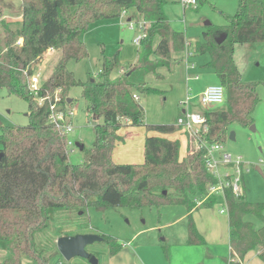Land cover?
Segmentation results:
<instances>
[{
	"label": "trees",
	"instance_id": "trees-1",
	"mask_svg": "<svg viewBox=\"0 0 264 264\" xmlns=\"http://www.w3.org/2000/svg\"><path fill=\"white\" fill-rule=\"evenodd\" d=\"M164 2L21 0L18 29L13 30L3 22L0 90L23 99L28 106L29 118L27 125L7 126L0 134V210L19 213L21 226L13 264H21L22 256L31 258L35 264H47V258L35 249L34 232L46 226L50 210L55 208L83 210L89 206L151 208L164 204L183 205L187 210V241L205 243L192 213L198 207L210 208L223 199L211 195L197 205L207 187L217 182L206 170L204 145L222 142L233 124L245 128L253 123L252 113L260 100L259 83L243 80L233 51L235 44L264 42V0H238L236 12L224 15L226 24L210 26L203 32V43L194 46V54L210 53L207 66L224 87L225 97L221 103L223 108L208 109L206 106L200 109L206 129H201L198 139L187 135L183 157H179L177 139L149 134L144 139L141 163L114 162L112 152L121 140V126L143 124V109L132 95L137 91L160 93V90L134 85L125 77L128 76L126 72L112 78L110 72L118 63L116 57L103 58L97 77L89 76L85 81L76 79L67 70L69 61H79L86 56L82 35L92 23L116 18L121 11L133 8L144 22L149 23L139 42L137 67L144 74L162 78L158 70L169 69L174 64L172 53L185 51V36L170 27L163 13ZM220 35L225 38L218 43L216 40ZM18 37H22V46L15 48L13 44ZM49 48L56 51L58 58L48 76L41 79L38 96H48V99L39 105L29 91L28 76ZM72 86L81 89L88 114L103 121L94 124L95 140L88 150L83 146L84 159L79 164L68 161L66 137L47 122L54 92L58 91L59 103L64 107L68 105L67 93ZM146 127L162 134L175 131L172 124ZM224 199L229 241L233 248L230 253L233 261L229 264H242L252 252H257V259L264 264V204L246 201L243 188L239 195L231 188H225ZM248 214L260 218L261 229H255L244 219ZM1 239L0 236L3 241ZM115 244L110 242V254H115L119 248Z\"/></svg>",
	"mask_w": 264,
	"mask_h": 264
},
{
	"label": "rangeland",
	"instance_id": "rangeland-1",
	"mask_svg": "<svg viewBox=\"0 0 264 264\" xmlns=\"http://www.w3.org/2000/svg\"><path fill=\"white\" fill-rule=\"evenodd\" d=\"M238 0H200L195 6L183 7L181 0H165L163 13L170 27L184 34L191 45L188 52L192 55L182 57V53H172L174 64L161 68L158 72L162 78L153 74H144L137 67L139 44L134 38L141 32V15L133 8L121 11L116 18L96 21L82 35L86 47V56L79 61H69L67 70L78 80L97 77L103 58L116 57L117 62L110 76L117 77L122 66L127 79L134 85L150 86L160 93L137 91L139 105L143 109L142 125H122L119 140L112 152V160L117 163H141L143 161V144L146 135L177 139L179 155L186 154L188 133L184 127H175V131L162 134L150 131L146 125L176 124L182 116L181 102L190 97L189 109L200 111L199 92L203 87L219 83V80L207 63L210 53L205 51L194 54L197 43H203V32L210 26L226 24L225 14L236 12ZM0 19L8 23L13 30L18 29L21 19V0H0ZM130 20V21H129ZM4 25V24H3ZM2 25V27H3ZM0 46L4 39L0 38ZM5 49H2L4 51ZM182 57V59H180ZM56 51L45 54L44 59L35 67L39 69L41 79L47 77L57 61ZM235 64L244 81L258 82L260 98L252 113L254 130L233 124L228 135L222 140L224 150L230 155L241 156L243 161L244 198L251 203L264 204V42L255 44H235L233 51ZM137 59V60H136ZM192 65V67H191ZM198 76L197 79L193 76ZM71 102L66 107L72 108L74 114L70 121L72 131L67 135L71 144L67 147L68 161L79 164L85 152L77 144H83L86 150L95 140V120L87 112V104L78 86H72L67 93ZM208 109L223 108V104H211ZM27 103L0 90V134L7 126H25L29 122ZM125 122V121H123ZM234 132V139L229 133ZM259 168L261 173L256 169ZM223 203L218 200L212 207H199L193 213L196 228L204 233L205 244H191L187 241V218L179 216L186 211L183 205H161L159 207H115L97 208L89 206L83 210L65 207L50 210L45 227L34 232V246L47 258V264H90L79 256L69 260L58 251L56 240L60 236L81 233L104 236L101 241H94L85 246V250L94 255L97 264H228L229 249L227 243H217L221 234L227 233L228 213H220ZM255 229L262 228V221L253 214L244 217ZM7 223L8 225H5ZM10 225V229H8ZM19 213L12 210H0V264L15 262L14 249L19 245ZM114 241L118 249L110 254V242ZM114 244V243H113ZM222 247V249H217ZM207 248L213 255L208 259ZM249 259V260H248ZM244 264H261L255 257H249ZM21 264H35L31 258L22 256Z\"/></svg>",
	"mask_w": 264,
	"mask_h": 264
},
{
	"label": "built area",
	"instance_id": "built-area-1",
	"mask_svg": "<svg viewBox=\"0 0 264 264\" xmlns=\"http://www.w3.org/2000/svg\"><path fill=\"white\" fill-rule=\"evenodd\" d=\"M183 7L195 6L197 0H181ZM124 13V10H123ZM2 21L0 19V38L4 37V27H2ZM149 27L148 22L142 21L140 27L141 32L134 38V43L139 44L140 40L145 36V30ZM22 46V37H18L13 44V47L20 48ZM190 42L185 39V53L186 57L190 54L188 48ZM50 51H53L52 48H49L46 51V55L50 54ZM45 56V55H44ZM192 67V65H191ZM25 72V71H24ZM41 73L38 70L34 71L31 75L28 76V88L29 91L34 95L35 100L39 105H42L44 100L48 99V96H38V90L41 85ZM193 78L197 79L198 76ZM199 102L201 107H206L211 104H221L224 101L225 89L224 87L217 83L213 85H208L200 94ZM135 100H138L137 94L132 95ZM61 101L58 91L54 92V103L49 105V115L47 122L53 126V128L62 136L66 137V147H68L71 142L68 140V134L72 131L71 117L74 114L72 108L61 106L59 103ZM190 97L187 95L186 99L181 102L182 105V116L177 118V125L183 126L185 131L198 139L201 129L205 130V119L202 113L198 110L189 109ZM264 142V140H263ZM200 144V140H199ZM198 146V145H197ZM204 163L207 172L212 175L217 182L215 184H210L207 187L206 194L198 200L197 203L205 200L211 195L221 196L222 203L224 207L220 210L221 212L227 213V206L224 199V189L231 188L235 195L242 193V177H243V161L241 156H232L224 150V146L221 142L212 143L204 145ZM230 251L232 248L230 247ZM233 261V259H230Z\"/></svg>",
	"mask_w": 264,
	"mask_h": 264
},
{
	"label": "water",
	"instance_id": "water-1",
	"mask_svg": "<svg viewBox=\"0 0 264 264\" xmlns=\"http://www.w3.org/2000/svg\"><path fill=\"white\" fill-rule=\"evenodd\" d=\"M225 38V35H220L217 38V42L221 43ZM70 99H68V102ZM250 130H254V126L250 125ZM229 138L231 140L234 139V132L229 133ZM80 150L83 149V144H77ZM2 156V152L0 151V158ZM260 173L261 170L256 168ZM103 240V236L99 234H91V233H81L69 236H60L56 240V246L59 253L67 260L79 256L81 258L87 259L90 264H97V259L94 255L88 253L85 250V246L88 244L93 243L94 241H101Z\"/></svg>",
	"mask_w": 264,
	"mask_h": 264
},
{
	"label": "crops",
	"instance_id": "crops-1",
	"mask_svg": "<svg viewBox=\"0 0 264 264\" xmlns=\"http://www.w3.org/2000/svg\"><path fill=\"white\" fill-rule=\"evenodd\" d=\"M130 21V20H129ZM143 21V20H142ZM83 41V40H82ZM190 45H191V43H190ZM183 55H184V52L182 53V57H183ZM182 57L180 58V59H182ZM137 60V59H136ZM134 63L136 64L137 63V61H134ZM123 67L121 66L120 68H119V74L120 73H125V70H123L122 69ZM152 75V74H151ZM194 77V76H193ZM207 87V86H206ZM206 87H203L201 90H200V92L199 93H201ZM135 94H137V96H138V100H139V95H138V93H136L135 92ZM181 112H182V110H181ZM180 117V116H179ZM176 121H177V119H176ZM175 127H179L180 125H177V123L176 124H173ZM182 127V126H181ZM183 128V127H182ZM184 130V132L185 133H187L186 131H185V129H183ZM179 141V143H180V140H178ZM179 157H181V155H179ZM197 205H200V203H197ZM199 209V207L197 208V209H195L194 211H193V213H195V211L196 210H198ZM222 209V208H221ZM220 209V210H221ZM219 210V211H220ZM192 213V214H193ZM220 213H224V212H221L220 211ZM181 215L179 216V218H181V217H185L186 215H187V210L186 211H184V212H182V213H180ZM227 227H228V219H227ZM200 233H201V235L203 236L204 235V233H202L201 232V229L200 228H198L197 229ZM205 236V235H204ZM206 237V236H205ZM204 238V237H203ZM218 239V241H217V243H220V244H224V243H227V245H228V249L230 250V247H231V244H230V241H229V233H228V228H227V233H224V234H221L220 235V238H217ZM205 243H206V241H205ZM204 243V244H205ZM222 249V247H218L217 249ZM233 249V248H232ZM207 250V252H206V256H207V258L208 259H211L212 260V258H213V260H214V257L215 256H217L216 254L215 255H213L212 254V252H211V250L209 249V248H207L206 249ZM230 253H231V251H229ZM230 253H229V260L230 259H232L231 258V256H230ZM256 254H257V252H252V253H250L248 256H247V258H246V260L249 258V257H255L256 259H257V257H256ZM229 260H228V264H229ZM245 260V261H246ZM249 260V259H248ZM247 260V261H248ZM258 260V259H257ZM245 261L242 263V264H244L245 263ZM259 261V260H258ZM260 262V261H259ZM261 264H263L262 262H260Z\"/></svg>",
	"mask_w": 264,
	"mask_h": 264
}]
</instances>
